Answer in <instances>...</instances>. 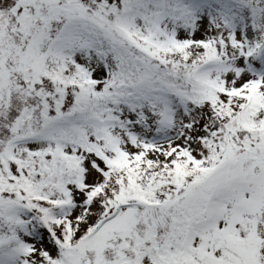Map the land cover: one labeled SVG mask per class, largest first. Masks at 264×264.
<instances>
[{
	"label": "snow or ice",
	"instance_id": "snow-or-ice-1",
	"mask_svg": "<svg viewBox=\"0 0 264 264\" xmlns=\"http://www.w3.org/2000/svg\"><path fill=\"white\" fill-rule=\"evenodd\" d=\"M0 264H264V0H0Z\"/></svg>",
	"mask_w": 264,
	"mask_h": 264
}]
</instances>
